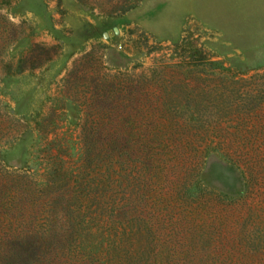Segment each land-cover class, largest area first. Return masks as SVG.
<instances>
[{"label": "rangeland", "instance_id": "1", "mask_svg": "<svg viewBox=\"0 0 264 264\" xmlns=\"http://www.w3.org/2000/svg\"><path fill=\"white\" fill-rule=\"evenodd\" d=\"M3 1L9 2L0 6V245L46 243L26 254L31 264H75L47 244L72 236L56 231L67 228L68 209H77L71 194L78 191L75 178L63 174L73 160L62 157L59 166L49 141L76 136L82 114L98 111L86 104L87 85L107 84L112 103L121 88L128 101L123 129L139 145L144 137L166 144L169 153L164 149L148 162L161 166L167 155L175 180L195 162L200 170L202 153L214 145L242 153L245 147L242 160L254 168L264 163V0ZM113 72L129 74L130 92L125 80L109 78ZM167 100L188 109L174 114ZM211 160L201 170L205 182L240 192L232 168ZM259 183L246 192L255 203L246 200L245 228L256 231L264 258V176ZM124 188L115 186L112 196L125 194ZM49 226L54 233L45 231Z\"/></svg>", "mask_w": 264, "mask_h": 264}, {"label": "trees", "instance_id": "2", "mask_svg": "<svg viewBox=\"0 0 264 264\" xmlns=\"http://www.w3.org/2000/svg\"><path fill=\"white\" fill-rule=\"evenodd\" d=\"M8 2H0V6ZM111 75L109 78H117V83L127 82V92L131 83L124 76L129 74L113 72ZM110 89L107 84L101 87L94 84L90 89L87 85L86 104L97 106L98 111L94 114L93 108H88L82 114V108L77 106L79 120L83 115L80 132L74 137L68 133L49 141L55 145L56 153L61 154L54 155L59 166L64 163L62 157L73 160L63 174L75 178L78 190L71 194V202L77 203V209H68L67 228L60 226L56 231L72 236L47 243L50 250L62 249L75 264H264V258L257 252L256 231L245 228L249 215L246 200L253 206L255 203L246 192L253 185L259 187L264 163L254 168L248 159L242 160L243 153L247 154L245 147L241 148L242 153L231 145H214L202 153L200 170V161L195 162L187 176L175 180L174 162L167 155L161 166L155 163L151 166L148 162L157 152L163 155L166 149L169 153L167 145L152 144L148 137L141 140V145L137 139L133 141L136 137L123 129L128 121V101L122 100L121 88H117L113 103L111 99L106 100ZM117 101L121 106L119 113L114 107ZM166 108L174 114L188 109L184 103L173 100L168 101ZM33 112L32 119H36L34 116L39 110ZM9 118L13 123L16 121L11 114ZM207 158L232 168L241 185L240 192H229L205 182L201 170ZM259 160L261 163L263 159ZM170 173L172 179L167 177ZM123 184L125 194L113 197L114 187ZM13 210L28 211L26 208ZM35 214L36 210H31L32 218ZM50 230L54 233L52 226L45 231ZM43 245L46 243L7 240L0 245L2 264H14L8 259L11 255L20 258L23 264H31L26 254L42 249Z\"/></svg>", "mask_w": 264, "mask_h": 264}]
</instances>
